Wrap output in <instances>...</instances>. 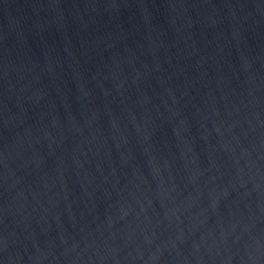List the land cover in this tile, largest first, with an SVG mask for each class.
<instances>
[{
	"label": "water",
	"instance_id": "obj_1",
	"mask_svg": "<svg viewBox=\"0 0 264 264\" xmlns=\"http://www.w3.org/2000/svg\"><path fill=\"white\" fill-rule=\"evenodd\" d=\"M0 264H264V0H0Z\"/></svg>",
	"mask_w": 264,
	"mask_h": 264
}]
</instances>
